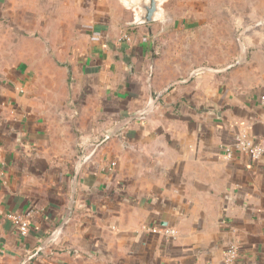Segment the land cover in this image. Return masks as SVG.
Instances as JSON below:
<instances>
[{
	"label": "crops",
	"instance_id": "1",
	"mask_svg": "<svg viewBox=\"0 0 264 264\" xmlns=\"http://www.w3.org/2000/svg\"><path fill=\"white\" fill-rule=\"evenodd\" d=\"M133 1L0 0V264H225L232 242L234 264H264V29L245 63L176 86L100 145L151 94L226 69L231 5L263 21L264 0H165L137 26ZM237 137L261 157L227 158ZM28 214L21 236L10 216Z\"/></svg>",
	"mask_w": 264,
	"mask_h": 264
},
{
	"label": "water",
	"instance_id": "2",
	"mask_svg": "<svg viewBox=\"0 0 264 264\" xmlns=\"http://www.w3.org/2000/svg\"><path fill=\"white\" fill-rule=\"evenodd\" d=\"M164 1L165 0H135L132 3L128 4V7L135 11V22L133 23V25L134 26L150 25V24L156 23L159 20V17L163 14V10L161 8V5L163 4ZM247 55L248 54L246 52V49L243 48L241 60L238 61L236 64L229 66L223 70H215V69L208 68V67H202V68L194 69L190 73V75L187 79L179 80V81L172 83L171 85L166 87L161 93H159L156 96L151 94L150 103H149L148 107H146L142 111H139L137 113H134V114L128 116L127 118H125L122 121H120L119 123H117L115 125V127H113V129H111L107 133L105 139L100 143V145H102L104 142L108 141L109 139H111L113 137L121 135L122 131L126 127H128L132 122L137 121V120H142L145 117H147L155 109L156 105L161 101V99L167 93H169L173 88H175L176 86L189 84L196 76H198L199 74H202V73H206V72H208V73H223V72H226V71H228V70H230V69H232L238 65H242L243 63H245L247 61ZM100 145H98V147ZM89 159H90L89 155L88 156H82L79 159V163L75 169V173H74L73 180H72L71 199H70V203H69V207H68V210L66 212V215H65L64 219L62 220V222L57 227V229L42 244L41 250L47 248L54 240H56L59 237V235L61 234L65 225L69 222V220L72 216L73 210H74V206H75L78 178H79L80 172H81L84 164L87 163V161ZM30 260H31V258H27L23 262V264H26Z\"/></svg>",
	"mask_w": 264,
	"mask_h": 264
},
{
	"label": "rangeland",
	"instance_id": "3",
	"mask_svg": "<svg viewBox=\"0 0 264 264\" xmlns=\"http://www.w3.org/2000/svg\"><path fill=\"white\" fill-rule=\"evenodd\" d=\"M246 8L248 7L245 6L242 9L245 11V14H247L245 17L248 18V13L250 12L246 13ZM236 9V5H231V21L229 26V66H232L241 60L243 48L246 49L247 54H249V52L253 50L255 45H257L258 42L261 40L260 38L256 39L254 35L260 29H264V20H236L237 14L233 13L236 11ZM245 17L243 15V19ZM262 41L264 42V38L262 39Z\"/></svg>",
	"mask_w": 264,
	"mask_h": 264
},
{
	"label": "built area",
	"instance_id": "4",
	"mask_svg": "<svg viewBox=\"0 0 264 264\" xmlns=\"http://www.w3.org/2000/svg\"><path fill=\"white\" fill-rule=\"evenodd\" d=\"M236 151H247L252 159L258 160L262 155V150L247 142L244 138L237 137L235 142L225 148V155L227 158H232ZM10 219L15 221L19 226V232L21 236H27L31 230L30 214L23 215H12ZM156 231L157 228H154ZM164 235L167 239H172L176 237L177 231L173 227L164 228ZM238 244L236 242L230 243L227 247L224 255L225 264H234L238 257Z\"/></svg>",
	"mask_w": 264,
	"mask_h": 264
}]
</instances>
